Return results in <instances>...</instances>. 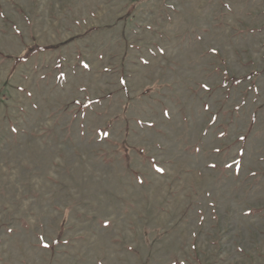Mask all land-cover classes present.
Segmentation results:
<instances>
[{"label":"rangeland","instance_id":"1","mask_svg":"<svg viewBox=\"0 0 264 264\" xmlns=\"http://www.w3.org/2000/svg\"><path fill=\"white\" fill-rule=\"evenodd\" d=\"M0 264H264V0H0Z\"/></svg>","mask_w":264,"mask_h":264},{"label":"trees","instance_id":"2","mask_svg":"<svg viewBox=\"0 0 264 264\" xmlns=\"http://www.w3.org/2000/svg\"><path fill=\"white\" fill-rule=\"evenodd\" d=\"M39 48H41V46H37V47H32V46H30V47L28 48L27 52H26L22 57H20L18 60H24L25 58H27L30 54H32L33 52H35V51H36L37 49H39ZM251 74H252V73H249L248 77H250ZM238 79H240V77H234V78H233V81H234V80H238Z\"/></svg>","mask_w":264,"mask_h":264},{"label":"snow or ice","instance_id":"3","mask_svg":"<svg viewBox=\"0 0 264 264\" xmlns=\"http://www.w3.org/2000/svg\"><path fill=\"white\" fill-rule=\"evenodd\" d=\"M46 247H47V245H46Z\"/></svg>","mask_w":264,"mask_h":264}]
</instances>
